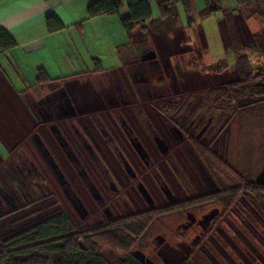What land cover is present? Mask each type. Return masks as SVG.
Returning a JSON list of instances; mask_svg holds the SVG:
<instances>
[{
    "label": "rangeland",
    "instance_id": "rangeland-1",
    "mask_svg": "<svg viewBox=\"0 0 264 264\" xmlns=\"http://www.w3.org/2000/svg\"><path fill=\"white\" fill-rule=\"evenodd\" d=\"M153 6L157 11L156 2ZM259 16L260 29L264 30L263 8ZM181 18L187 21L185 10ZM218 20L217 16H210L202 22L206 51L200 43L190 41L191 37L180 39L184 40L181 44L156 45L145 35L134 36L130 48L118 52L116 65L120 69L102 80L75 88L77 98L71 100L74 108L64 111L68 136L64 137V144L60 142V153L49 154L50 163L46 162L45 149L35 145L33 138L17 144L10 141L6 151L0 145V190L9 199H17L12 187L19 181L22 187L15 190L24 193L22 199H17L20 209L14 210L0 191V243L63 206L65 179L61 172L33 170L32 162L40 168L96 171V184L105 199L100 205L91 195V201L85 202L90 209L99 207L101 211L96 216L72 214L80 231L110 222L103 207L113 205L116 215L124 217L214 193L213 178L226 188L240 181L260 185L257 178L264 170V98L245 97L234 102L209 95L239 78L235 54L227 53ZM246 40L252 68L263 66L264 57L252 46L251 37ZM189 47L193 53H186ZM154 48L156 57L150 55ZM75 110L77 119L72 117ZM199 115L205 123L211 116L216 117L215 129L207 140L201 141L215 154L204 160L212 176L194 146L198 131H189ZM54 118L56 122L57 117ZM88 128H95L96 138L87 133ZM156 134L170 148L166 155L157 152ZM137 145L146 148L153 162L146 168L139 159V178L132 180L118 162L116 166L112 164L109 153L120 147L125 155L135 159ZM18 165L30 170L22 171ZM236 202L222 215H217L221 207L217 202L179 214L155 216L131 250L142 252L153 263L164 264L162 255H171L172 259L171 249L181 243V250L188 251L185 254L192 252L189 264H264V199L250 203L240 196ZM205 214L209 217L205 219L209 222L207 229L193 225L195 218L199 220ZM85 220L88 221L82 223ZM105 253L114 264L125 257L124 253Z\"/></svg>",
    "mask_w": 264,
    "mask_h": 264
},
{
    "label": "crops",
    "instance_id": "crops-1",
    "mask_svg": "<svg viewBox=\"0 0 264 264\" xmlns=\"http://www.w3.org/2000/svg\"><path fill=\"white\" fill-rule=\"evenodd\" d=\"M93 1L0 0V29L7 31L17 44L11 51L0 53V145L3 150H7L10 141L17 144L34 138L43 114L40 109L47 105L51 94L87 86L120 69L116 65L119 48L128 43L121 24V18L128 14L127 2L123 0L125 5L120 15L90 19L88 9ZM149 1L153 19L158 20L159 10L153 6L155 0ZM192 3L194 21L190 28L188 18L186 22L181 18L184 9L177 5L173 19L159 25L160 32L146 25L138 27L134 36L144 35L141 28L145 27L148 29L146 36L156 45L181 44L184 40L180 39L191 37L190 41L196 45L200 43L206 51L202 22L210 16H200L205 8L204 0H192ZM227 10L235 13L246 49L248 36L252 46H256L254 34L261 30V19L246 20L236 0H223L222 11L211 16L219 19L218 30L227 53H233L224 20ZM51 15L60 19L62 30L49 31L47 18ZM189 52L193 53L190 47L186 50ZM41 71L48 75L50 82L38 84Z\"/></svg>",
    "mask_w": 264,
    "mask_h": 264
},
{
    "label": "trees",
    "instance_id": "trees-1",
    "mask_svg": "<svg viewBox=\"0 0 264 264\" xmlns=\"http://www.w3.org/2000/svg\"><path fill=\"white\" fill-rule=\"evenodd\" d=\"M125 1L127 2L128 14L121 18V24L128 38V43L119 48L120 53L130 48L134 39V32L138 27L149 25L151 30L160 32L159 25L173 19L174 8L177 5L184 8L188 17L189 28L194 21L192 0H155L160 14L158 20L153 19V9L149 0ZM204 2L205 8L200 15L202 18H207L222 11L223 0H204ZM236 2L246 20L252 17H260L261 9H264V0H236ZM124 5L123 0H95L89 6L88 16L90 19H94L101 16L120 15ZM235 17V13L231 10H227L224 14L231 48L236 57L239 78L228 83L226 87L210 91L209 95L222 99L230 98L234 102L245 97L264 98V65L257 69L252 68ZM47 25L50 32L63 29L62 22L55 15L47 18ZM141 31L145 36L148 35L147 28L143 27ZM254 39L257 51L264 57V30L255 33ZM16 45L14 38L4 29H0V53L11 51ZM156 53L157 51L152 49L150 55L156 57ZM50 81L48 75L41 71L37 79L38 84L43 85ZM195 147L203 160L207 161L206 157L209 153L197 145ZM238 184L234 188L227 189L228 201L223 203L225 207L230 208L237 203L236 201L240 196L246 197L250 203L264 199V186L245 185L243 181ZM82 188L84 189V187ZM215 198L217 197H211L210 199L214 200ZM206 200L184 203L179 208ZM221 200L218 197V201L221 202ZM173 210L174 208H168L133 217L131 220L116 223L115 226L109 228L110 231L108 232L102 230L91 231L88 233L90 236L79 234L64 236L73 230L72 222L63 215L54 216L1 241L0 264H114L106 256V250L114 254H125V257L120 258L116 264H143L131 250L136 238L145 232L152 218L160 213ZM189 261L190 256L182 264H189Z\"/></svg>",
    "mask_w": 264,
    "mask_h": 264
},
{
    "label": "flooded vegetation",
    "instance_id": "flooded-vegetation-1",
    "mask_svg": "<svg viewBox=\"0 0 264 264\" xmlns=\"http://www.w3.org/2000/svg\"><path fill=\"white\" fill-rule=\"evenodd\" d=\"M75 88H78V87H75ZM75 88H70V89H67L66 91L62 90L60 92H54L47 99V101H48L47 105L42 106V109H40L41 113H43V114H42V118L38 120V122H39L38 130H41L43 132L39 133L37 131L36 134L34 135L33 140L35 142V145L41 146L43 149H45V151H46L45 154L48 157V159L46 160L47 163H50V161H51V159L49 158L50 153H53L55 151L57 153H60V150H63L62 146H60V145L64 144V141H65L64 137L68 136V133H69V132L66 133V124H67L66 121H67L68 117L65 116L64 111H66L69 108H72V109L74 108V105L72 104L71 100H76V98H77L76 93H77L78 89L75 90ZM88 116H89V114H88ZM54 117H57L56 122H54L55 121ZM72 117L74 119H77L79 117V114H78V112H76V110L72 114ZM185 117H187V115L184 116V119H185ZM215 123H216V117L215 116H211L205 123V118L202 115H199L195 118V120L191 123V125L189 127V131H193L194 133H196V131H198V135L196 137V141L194 142V146L196 144L197 146L203 148L211 156H215V154L213 153V151L211 149L207 148L206 146H202L201 141L203 139L207 140V136L215 129ZM125 124H126V121H125ZM206 126H208L207 130L205 131V133L202 136H200L203 129ZM86 131H87V133H90L91 135H93L94 138H96L97 132H96L95 128H91V130H89V128H88V129H86ZM43 133H44V136L42 135ZM156 136H158V135L156 134L154 136V141H155ZM60 142H62V144ZM155 143L157 145V152L158 153L160 152L161 155H166L170 151V148H169V151L166 154H163L160 151L156 141H155ZM57 144L59 145V147L57 146ZM192 145H193V143H192ZM119 148H116L114 150V152L109 153V156L110 155L112 156V157H110V160L112 161V164L114 166H116L117 165L116 163L118 162V165L121 168H123V172L127 176H129V178L132 180H137L139 178V174L136 170V167H138L137 161L140 162V160H141L146 168L150 167L152 162H153L152 156L146 150V148L143 147V145H141V146L137 145L135 147L136 154L134 153V155H133L135 157V159L132 157V155L130 157L126 154L128 156L127 157L123 153V151ZM196 153H197V151H196ZM197 154L200 157L202 163L204 164V160L202 159L199 152ZM23 166H26V165H23ZM23 166L18 165V169H21L22 171L30 170V169H26V168L24 169ZM30 166L35 167V169H33V170H37V169L40 170L41 169V170L51 171L53 173H55L56 171H59V172H61V178L65 179V181L63 182L64 184H63V189H62V195L64 196V198H63L64 200H63V206H62L61 210L51 212L50 214L43 216L42 218H40L38 221H36L30 227L34 226L35 224H37L41 221L53 218L54 216L63 215L66 218H68L72 222V225H73V230L66 233L64 236H71V235H77V234L84 235V236H90L88 233L91 231H94V230H102L104 232H108V231H110L109 228H112L118 222L131 220L133 217L143 216V215H146L148 213H151V212H154L157 210L161 211V210L168 209V208L169 209L174 208V210L169 211V212L167 211L165 213H160L157 215V217L167 216V215H171V214H179L183 211H189V210L194 209V208L207 206L210 203L212 204V203H217V202L220 203V206H221L219 212H217V215L218 214L222 215L224 213V211L228 210V208L223 205L224 201L225 202L228 201L227 189H231V188H234V187L239 185V184H237L233 187H227L226 188V186L223 187L224 185L219 184V182L213 178L214 187H215L214 193L204 195L200 198L198 197V198H194L191 200H186L183 202L172 201L171 203H169V204H167L161 208L151 209L150 211H145V212H142L140 214H136V215L132 214V215L124 216V217H118L116 215L115 210L111 207L113 205L108 206V207H103L102 211H103V213H106V215H108L110 217V219H111L110 222L105 224V225H101V226L87 227V228L80 231L77 229V223L75 222L74 216L76 215V217H77V214L79 216H82V214H85V215H87V217H90L91 214H93V216L100 214L101 210H99L98 206H96V208L92 207V209H90L89 207H87V205H85V202H87V200L91 201V195L94 196L97 200H99L100 205H103L102 201L105 199V196H103L100 193V190L96 184V181L99 178L98 175L96 174V171H87V170L86 171H84V170H81V171H74V170L64 171L63 170L62 171V170H57L54 168H50V169L42 168V167L40 168L37 166V164L35 162L30 163ZM204 166H205V164H204ZM205 169L211 175L210 170L206 166H205ZM133 175H134V177H133ZM11 177L15 181L17 180L16 177L14 178L13 175H11ZM142 177H143V175H141V178ZM139 184H143V183L140 182ZM211 186H212V184H211ZM21 187L22 186L20 185L19 181H17V184L13 185V187H12L14 193L17 195V199H19V200L22 199L23 196H21L22 195L21 193H23V192H21L20 190L17 191L15 189L16 188L19 189ZM82 187H84V189ZM0 191H1L2 197L6 201H8L7 203L10 207H12L14 210L20 209V203L18 202V200L16 198L9 199L8 196L6 195L5 191H3V190H0ZM83 192H86L88 194H86L84 196L82 194ZM23 195H24V193H23ZM211 197H217V198L212 200V199H210ZM218 197H220L222 199L221 202L218 201ZM202 199H207V200L204 202L198 203V204L185 206L184 208H179L181 204H184V203L186 204L188 202H196V200H202ZM69 204H71V206H69ZM0 206H2L1 203H0ZM71 207L74 210V212H71ZM177 208H179V209H177ZM1 211H2V209L0 207V212ZM207 216L208 215L205 214L199 220L195 218L193 225H197V224H199L200 226L204 225V229H207V225L209 224V222L205 220L206 218H209ZM78 220L80 221V219H78ZM86 221H88V220H85L82 223H85ZM30 227H28V228H30ZM28 228H26V229H28ZM26 229H24V230H26ZM24 230H22V231H24ZM22 231H20L18 233H21ZM177 246H178L177 248L171 249V252L174 255L180 254V250L182 249L183 245H181V243H179ZM137 252H140V251L135 250V251H133V254L136 256ZM191 253L192 252H189L187 254L185 260H187V258L190 256ZM162 256H163L162 262L164 264H169V260L171 259L170 258L171 255L167 254L165 256V254H163ZM121 258H123V257H121ZM137 259H138V257H137ZM148 260H150V259H148ZM141 263H143V262L141 261ZM143 264H146V263H143ZM155 264H157V263L155 262Z\"/></svg>",
    "mask_w": 264,
    "mask_h": 264
},
{
    "label": "water",
    "instance_id": "water-1",
    "mask_svg": "<svg viewBox=\"0 0 264 264\" xmlns=\"http://www.w3.org/2000/svg\"><path fill=\"white\" fill-rule=\"evenodd\" d=\"M207 128H208V126H206V127L203 129V131H202V133H201L200 136H202V135L205 133V131L207 130ZM155 141L157 142L158 147H159L160 151H161L163 154H166V153L169 151V147H168L166 141H165L163 138H161L160 136H156V137H155ZM133 177H134V175H133ZM257 181H258V184L264 186V170H263V171L261 172V174L258 176ZM186 252H188V251H186L185 249H183V251L180 250V254H179V255L176 254V255H173V256H172V259L169 260V264H182L183 261L185 260L186 256H187V254H185ZM136 256H137L138 259H140L143 263H146V264H155V263H153L151 260H148V259L146 258V256H145L142 252H137V253H136Z\"/></svg>",
    "mask_w": 264,
    "mask_h": 264
}]
</instances>
